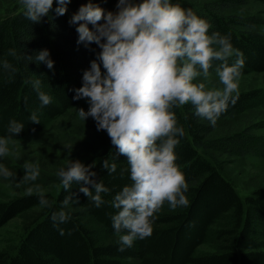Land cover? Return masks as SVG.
Instances as JSON below:
<instances>
[{
  "label": "trees",
  "instance_id": "trees-1",
  "mask_svg": "<svg viewBox=\"0 0 264 264\" xmlns=\"http://www.w3.org/2000/svg\"><path fill=\"white\" fill-rule=\"evenodd\" d=\"M264 7V0H253ZM93 3L105 12L117 10L118 0H72L64 16H57L53 4L48 16L40 23L26 19L25 9H15L0 18V137L8 136L9 122L24 124L22 132L12 140L21 139L43 130L46 120L65 114L79 101L74 100L75 90L82 87L83 73L90 68L101 51L96 44L78 45V25L70 24L73 14L82 5ZM185 9H191L210 25L209 34L219 32L227 36L234 49L242 53V75L264 72V31H252L261 24L260 19L226 14L236 6L246 4L241 0H172ZM245 2V3H244ZM103 23V20L100 22ZM89 28L93 29L92 25ZM15 49L17 56L34 57L47 49L54 61L53 69L33 59H17L10 56ZM237 57L229 59V65ZM8 61L16 71L3 69ZM213 62L210 74L216 75ZM41 80L39 91L51 98V103L42 107L34 81ZM196 83L195 81H193ZM233 94V96H236ZM264 104V90L251 89L238 93L236 103L229 104L227 111L218 120L233 117L243 111ZM178 126L184 135L178 137L175 148L176 163L189 185L186 196L188 207L170 210L167 202L157 214L153 233L143 240L137 239L132 247L118 249V237L112 226V216L117 209L112 207L114 196L124 186L130 185L127 158L109 145L103 147L85 166L96 175V182H103L109 189L102 193L100 207L79 191L89 187L82 181L73 182L64 190L57 176H49L48 184L56 183V193H46L51 208L39 205L38 194L25 195L0 203V229L16 217L23 218V236L14 252L0 251V264H264V186L240 197L231 181L225 177L214 155L244 156L257 153L258 141L240 131L222 137L211 138L217 129L209 121L197 117L191 103L173 109ZM35 113L39 124L32 123ZM116 163V171L109 175L104 161ZM16 178L21 169H9ZM95 194V193H93ZM72 195L73 201L64 209L71 219L58 227L51 219L52 213L61 210L60 202ZM29 214L30 217H26ZM209 245L213 252L201 254L200 248Z\"/></svg>",
  "mask_w": 264,
  "mask_h": 264
},
{
  "label": "clouds",
  "instance_id": "clouds-1",
  "mask_svg": "<svg viewBox=\"0 0 264 264\" xmlns=\"http://www.w3.org/2000/svg\"><path fill=\"white\" fill-rule=\"evenodd\" d=\"M72 0H55L57 16H64ZM26 19L40 23L53 8L54 0H20ZM117 11L112 12L91 2L82 5L73 14L69 23L78 25L77 44L87 47L96 44L101 50L90 68L82 77V87L75 90L74 100H86L88 111L77 109L79 118L86 121L91 117L97 131H106L118 154L127 158L131 184L124 186L112 201L117 213L112 216V226L123 251L132 247L137 240L148 238L153 233L157 214L167 202L170 210L188 207L186 196L189 185L177 165L175 148L184 128L178 126L175 108L191 103L195 115L215 126L229 104L238 99L239 79L244 60L242 53L233 48L227 36L219 32L209 34L211 25L198 17L191 9L181 7L172 0H118ZM103 20V23H100ZM93 26V29L89 28ZM10 56L17 59H33L53 69L47 49L34 57L17 56L10 49ZM237 57L229 65L231 57ZM222 89H207L204 82L194 83L198 77L207 80L213 62ZM3 69L15 72L8 61ZM41 80L34 81L41 106L51 103V98L39 91ZM233 93H237L233 96ZM30 121L39 124L35 113ZM24 128L23 123L9 122L8 136L0 137V157L9 155V142ZM25 175L16 184L34 182L40 175L38 164L25 161ZM94 165L85 166L79 160H71L67 168H60L57 176L64 190L73 182L91 185L79 189L100 207L104 202L102 193L109 189L103 182L92 179L90 171ZM103 167L109 175L116 171V163L105 160ZM0 177L16 180L15 175L0 164ZM39 196L42 208H51L39 184L27 188ZM95 193V194H93ZM73 201L72 195L60 202L61 210L52 213L51 219L60 232V224L71 217L64 211Z\"/></svg>",
  "mask_w": 264,
  "mask_h": 264
},
{
  "label": "rangeland",
  "instance_id": "rangeland-1",
  "mask_svg": "<svg viewBox=\"0 0 264 264\" xmlns=\"http://www.w3.org/2000/svg\"><path fill=\"white\" fill-rule=\"evenodd\" d=\"M241 1H246V4L236 6L226 14L260 19L261 24L249 30L263 32L264 7L253 0ZM22 8L20 0H0V18L15 9ZM195 82H204L207 89L223 88L218 76L213 74H210L207 80H204L203 76L198 77ZM251 89L264 90V72L250 73L240 77L238 93ZM80 108L88 111L89 105L86 100H79L77 106L56 119L46 120L42 131L9 142V155L0 157V164L8 169H21L22 174L16 180H5L0 177V203H6L12 199L28 195L27 188L34 184H39L45 194L58 192L60 186L56 183L47 185L45 183L49 182V180H45L47 177L57 176L59 169L62 167L66 169L71 160H79L85 165L90 160H94L96 158L95 154L103 147L112 145L107 132L97 131L96 122L91 117L86 121L79 118L77 109ZM216 125L217 129L211 138L243 131L258 141V146L255 147L258 152L253 155H214L221 165L225 177L231 181L238 195L242 198L254 189L263 187L264 104L247 109L237 116L218 120ZM25 161L38 164L40 175L36 181L21 184L17 187L16 184L25 175L22 167ZM57 178L59 179L58 176ZM33 194L37 193L33 192ZM26 215V217H30L29 214ZM24 221L23 218L16 217L0 229V251L14 252L24 233ZM200 252L201 254H207L213 252V249L211 246L205 245L200 248Z\"/></svg>",
  "mask_w": 264,
  "mask_h": 264
}]
</instances>
